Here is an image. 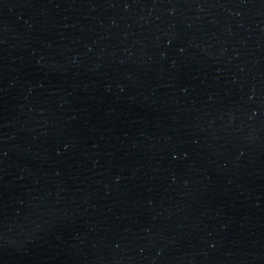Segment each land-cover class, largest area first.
<instances>
[{"label": "water", "instance_id": "obj_1", "mask_svg": "<svg viewBox=\"0 0 264 264\" xmlns=\"http://www.w3.org/2000/svg\"><path fill=\"white\" fill-rule=\"evenodd\" d=\"M0 264H264V0H0Z\"/></svg>", "mask_w": 264, "mask_h": 264}]
</instances>
